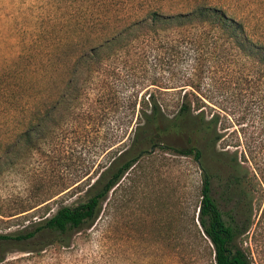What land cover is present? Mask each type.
Wrapping results in <instances>:
<instances>
[{"label": "rangeland", "instance_id": "1", "mask_svg": "<svg viewBox=\"0 0 264 264\" xmlns=\"http://www.w3.org/2000/svg\"><path fill=\"white\" fill-rule=\"evenodd\" d=\"M198 1L221 6L264 34V0H0V234L26 233L60 206L79 204L100 171L130 146L132 108L137 113L148 93L169 116L176 113L178 97L191 90L172 87L186 63L161 62L155 48L102 41L149 11L175 14ZM222 75L204 80L202 90L213 83L223 110L203 108L207 118L220 112L216 147L236 150L254 183L251 223L237 245L250 264H264V121L260 112L253 126L236 121L243 107L233 113L229 96L239 88L223 81L217 88ZM164 83L168 88L159 86ZM189 99L195 108L192 94ZM158 143L189 142L171 134ZM203 162L224 176L221 162L208 156ZM200 179L190 155L156 147L109 191L90 225L0 238V264H210L191 226ZM219 203L228 219L234 201Z\"/></svg>", "mask_w": 264, "mask_h": 264}, {"label": "trees", "instance_id": "2", "mask_svg": "<svg viewBox=\"0 0 264 264\" xmlns=\"http://www.w3.org/2000/svg\"><path fill=\"white\" fill-rule=\"evenodd\" d=\"M102 42L123 43L112 45L118 47L138 45L151 51L155 48L156 59L161 62L171 60L172 64L179 66L186 63L187 70L176 76L172 87L181 90L189 86L191 90H185L178 97V109L172 116L163 111L152 92L148 93L146 99L143 97V107L137 113L132 108L131 115L136 114L137 121L130 129L133 133L130 146L115 155L109 165L100 171L79 204L60 206L31 231L0 234V238L21 240L45 228L62 234L90 225L97 218L109 191L142 154L151 153L145 146L156 145L165 136L173 134L186 138L189 150L169 144L156 147L180 156L190 155L201 170V183L191 218L194 243H205L210 264H250L237 240L251 223L252 198L249 190L254 183L247 178V170L239 161L236 150L228 153L217 149L221 138L218 128L221 114L217 111L207 118L203 107L215 104L220 111L223 110L219 102L221 95L212 92L213 83L207 84L209 88L205 90L202 87H206L204 80L216 82L218 74L222 73L223 79L218 80L217 88L222 81L232 88H239L229 96L233 113L243 107L236 121L248 120L250 124L247 126H253L259 112L261 121H264V34L254 32L241 17L228 13L221 6L198 1L189 10L175 14L149 11L123 29L110 33ZM153 81L150 84L157 85ZM159 86L168 88L165 83ZM189 94L193 95L195 108H192ZM252 134L251 138L254 137ZM26 135L29 136V132ZM200 140L205 141L204 148L200 147ZM205 156L217 165L220 162L223 164V177L203 162ZM218 179L221 181L218 182ZM215 182L221 187L219 198L234 201L233 214H228V219L224 217L225 211L215 196ZM243 200H246V212L241 217L240 204Z\"/></svg>", "mask_w": 264, "mask_h": 264}, {"label": "water", "instance_id": "3", "mask_svg": "<svg viewBox=\"0 0 264 264\" xmlns=\"http://www.w3.org/2000/svg\"><path fill=\"white\" fill-rule=\"evenodd\" d=\"M156 146H163V143H158L156 145L155 144L150 145L149 151L153 152L155 150Z\"/></svg>", "mask_w": 264, "mask_h": 264}, {"label": "flooded vegetation", "instance_id": "4", "mask_svg": "<svg viewBox=\"0 0 264 264\" xmlns=\"http://www.w3.org/2000/svg\"><path fill=\"white\" fill-rule=\"evenodd\" d=\"M180 147L182 148V149H184V150H189V147H190V145L189 144H187V145H180ZM144 150V149H143ZM142 151V150H141ZM9 239H13V238H9ZM22 240V239H21Z\"/></svg>", "mask_w": 264, "mask_h": 264}]
</instances>
